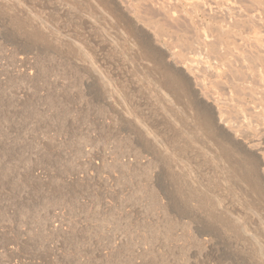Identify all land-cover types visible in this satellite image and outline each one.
Wrapping results in <instances>:
<instances>
[{
  "label": "rangeland",
  "instance_id": "obj_1",
  "mask_svg": "<svg viewBox=\"0 0 264 264\" xmlns=\"http://www.w3.org/2000/svg\"><path fill=\"white\" fill-rule=\"evenodd\" d=\"M134 1L127 3L135 15L158 24L176 63L191 67L207 103L215 102L230 121L227 127L246 144L264 145V0H212V17L194 0ZM203 25L215 31L213 51L196 39ZM65 27V41L83 52L74 59L84 70L47 60L30 64L0 44V264H264L263 198L230 176L229 162L218 156L224 143L197 130L200 110L173 101L151 74L143 79L103 30L101 52L112 46L125 62L121 80L128 79L135 105L127 106L124 89L106 80L115 100H96L88 71L100 81L104 75L87 65L84 45L68 37L75 26ZM148 126L161 132L154 154L143 150L137 135L136 128L149 134ZM165 140L182 155L166 151ZM161 158L168 165H159ZM178 174L212 181L218 202L189 194ZM161 189L181 200L168 204ZM209 222L218 229L213 239L200 234Z\"/></svg>",
  "mask_w": 264,
  "mask_h": 264
},
{
  "label": "bare ground",
  "instance_id": "obj_2",
  "mask_svg": "<svg viewBox=\"0 0 264 264\" xmlns=\"http://www.w3.org/2000/svg\"><path fill=\"white\" fill-rule=\"evenodd\" d=\"M135 1H138V0H135ZM174 2H177V1H174ZM193 2H194L193 5H195L197 8L198 7L204 8L207 11L208 16L212 17L213 11H214L213 8L215 7V6L213 7V5L215 4H213L214 2L212 3V0L211 1L210 0H194ZM67 5L70 6L71 8H74L75 11L77 10V12H72L71 10L68 11ZM167 5L166 6L164 5V6L167 8ZM170 7H172V5ZM41 9H46V12H41L40 11ZM80 12L84 13L87 17L80 14ZM179 12L181 11L179 10ZM171 14H174V13H171ZM255 14L257 15L258 13L256 12ZM242 15L244 14H241V16ZM254 15L253 17H255ZM258 16H261V15L258 14ZM237 17H238V13H237ZM87 18H90L91 20H93L92 22L94 23H90L87 20ZM228 19H229V16H228ZM239 19L241 18L239 17ZM232 20L235 21L234 18H232ZM230 21H231V18L229 22L227 20L225 21L227 25L224 23V21L223 23L229 27ZM224 24L222 26H225ZM70 25H74L75 30L74 31L70 30L71 33L70 35L68 34V37L70 36L69 38L76 40L79 43V46L81 44L84 45V47L86 48V50L84 51V56H86L87 60L89 61V64L87 65L91 64L94 68L97 69L95 71L97 72L100 71L102 77L104 75L103 78L101 77L102 81H100L96 79L94 76H92L91 71H88L89 78H91L93 82L92 85H90V88L96 89V93L94 95L96 100L103 101L105 102L106 105H110L108 103V100H115L113 99L114 93L112 94L111 92H108L106 88H104V81L106 80V81L111 82V84L114 87L116 88L122 87V90L124 89L123 91L126 95L122 99H125L127 101L126 102L127 106L134 107L135 105L134 100L131 96L132 92L128 90V88H130L128 84V79H126V82L124 83L125 85L122 83V80H121V77H123L122 72L123 70L127 71L128 68L125 67L124 65L125 62H121L120 55L118 56L116 55V51L114 52V49L111 46L114 43L113 44L110 43L111 45L108 44L111 46V48L107 50L108 52L106 53L104 51L103 53L101 52L103 49L106 50V47L103 44L105 42L104 40L106 39H102L104 41L103 43H101L102 41L100 40L102 36L100 33L103 30L108 33L107 34L108 37H111V39L116 40L119 47H121L123 51H125L124 54H126V57L129 58L132 64L134 63L133 64L135 66L134 70L135 69L138 70L144 76L143 79H145L146 81L147 80L149 81L150 79L148 75L151 74L155 82L157 83L158 89L166 90V92H168L167 95L169 97L171 96L173 101H175L176 103H179V102L181 103L182 100H184L188 104V105L186 104L188 107L196 110L195 113L200 110L199 113H201L202 123H199V124L196 123L197 130L202 131L208 138H211V139L215 138L214 140H216V144H218V146L219 144L224 143V145L221 146L222 150L219 147L221 151L218 150V152H220L219 153L220 155L218 156H219V160H223V162L225 161L224 163L229 162L227 163V165L231 173L230 176L232 174L238 176L242 181H244L249 186L250 193L252 192L255 193V196L256 195L259 196L258 198L259 201H260V197L263 198V201H264V145H261L260 143L262 140L259 141V143L253 142L254 144L251 143L252 145L246 144V142L239 140L241 138H238L237 134H235L232 131L233 129H230L227 127L229 126L230 121L225 119L220 106H218L215 102L212 105L207 103L209 101L204 97V93H203L204 88L203 87L199 88L198 83H197L198 79L195 76V74L192 72L191 67L189 65H188L189 68L187 67V65L180 66L178 63H176V61L174 60L175 53H173V51L169 49L166 46V44L162 41L161 37L165 36L166 34L161 29H159L158 24H156V22H154L153 20H147V19L144 20L142 19V17L140 18V16L138 15L136 16L134 12V8L131 6L129 2L127 3V0H70V1L69 0H0V44L11 46L10 48L12 50L13 55L15 54L16 57L19 56L20 60L26 61L27 63H30V64L33 63L35 65L37 62L41 60H47V61H50L52 64L54 62L58 63V66H60V64L66 67L68 65H71V66L74 65L77 68L84 70L82 67H80V64L74 59V56L78 57L83 52L81 53L80 49L78 48L76 49L75 48L76 46H73V44H71L70 42H69L70 44L67 43L64 39L66 35L64 32V29L66 28L65 26H70ZM86 25L89 26V29L87 32L84 31V29L86 28ZM233 25L235 24L233 23ZM204 26L205 25H203L202 27L200 35H198L200 37L195 35L196 39H198L197 41L200 40L203 48L208 47L213 51L212 48L215 47V43H216L214 42L215 41L214 40L215 31L213 32V29L209 30L210 28L208 29L206 28L207 26L206 27ZM253 30L254 29H252V31ZM257 33L258 32H256V36H258ZM192 36H194V34ZM98 38L100 41L98 40ZM108 39L109 38H107V40ZM219 39L217 41H220ZM260 43L258 41V44ZM263 43L264 42H262V44ZM198 44L200 43L198 42ZM253 45H256V44L254 43ZM218 46H219V49L223 48L221 44ZM256 49H258L257 51H259L262 48L259 49L256 46ZM214 50H217V49H214ZM261 54H262V50H261ZM115 60L118 63H116ZM115 69L119 72V75ZM115 72L118 75V77H114ZM259 73L261 72L259 71ZM126 76L124 75L125 78H128ZM259 76H260V79L262 80L261 78L262 75L259 74ZM123 91H121L122 95H123L122 93ZM135 107L137 108V106ZM132 111L137 115L138 108L136 110L132 108ZM187 111L188 110L186 109V112ZM138 115H139L138 117L139 119L137 118L138 120H141L143 122H146L148 120V117H146L145 114H141V115L138 114ZM136 129H137V135L140 136V140L142 139L141 144H142L143 150L150 154H154L155 152H157L159 150L158 148L159 146L157 145V142H160L157 138L159 137L161 132L159 130L153 129V126L147 127L149 134L141 133L138 130V128ZM251 140L253 141V139ZM161 144L166 151L167 150L172 151V149L174 151L177 150L176 149L177 146L171 145L170 147V143L168 140H165ZM178 152L179 153L177 152L176 153L182 155V152L180 151V149ZM158 162H159V165L161 166L164 163L167 164V161L165 162V158L158 159ZM176 164L177 163H175V165ZM180 173H183V172H180ZM178 175H177L178 179L176 178L177 181L183 180V183L189 184V187H191V189L189 188L187 189L189 194L196 193L197 195L199 192H202L206 200L207 199L216 200V202H218L217 198H219L220 194H217L216 191L214 190L215 184L212 183V181L208 180L209 182L204 183L202 181L203 179H201L202 176H200L199 174L197 176L194 174H191L190 178L187 177L188 176L187 174H181V175L178 174ZM181 189L182 188H180V190ZM161 190L164 193V195H166V198L169 200V202L166 201L168 202V204L170 202L176 203V202H179V200H181V198L174 195L177 192L174 193L172 191L174 194H171L170 191L166 193L165 190L163 189ZM184 191L185 190H183V192ZM256 200H257L256 198L253 200L254 204L257 202ZM250 207H252V205H250ZM224 210L226 211L227 208L225 209L224 207ZM217 230L218 229L216 226V222L214 223L209 222L207 223V227L205 226L200 231V234L207 235L211 239H213L215 236L218 235Z\"/></svg>",
  "mask_w": 264,
  "mask_h": 264
}]
</instances>
